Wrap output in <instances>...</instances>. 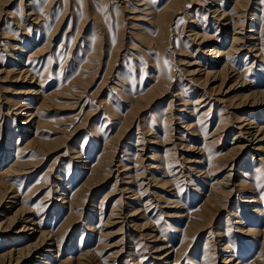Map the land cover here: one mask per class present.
<instances>
[{
    "label": "rangeland",
    "instance_id": "1",
    "mask_svg": "<svg viewBox=\"0 0 264 264\" xmlns=\"http://www.w3.org/2000/svg\"><path fill=\"white\" fill-rule=\"evenodd\" d=\"M238 1L246 5V0H217L218 5L213 0H0V70L15 71L8 79L0 73V181L15 162L38 166L7 179L13 193L6 203L15 202L14 209L3 213V204L0 215L20 218L27 211L44 222L31 238V230L17 235L21 224L0 219V253L24 250L39 231L60 238L62 223L70 218L60 194L88 187L87 175L97 172L85 167L97 168L106 148L113 154L102 167L101 184L92 187L85 214L59 240L62 250L48 252L47 245L31 264L44 263L42 258L49 264H80L87 253L92 254L87 264H105L119 246L122 253L108 263L224 264L218 254L224 241L233 245L231 253L241 264H264V152L255 146L234 151L248 128L264 125V107L258 113L245 107L264 90V0H249L242 9ZM216 9L228 16L219 17ZM239 16L244 29L234 35ZM195 33L222 42L225 52L233 37H248L231 61L252 84L241 88L234 71L225 80V57L219 64ZM18 60L30 72L25 83H17ZM195 70L201 73L190 74ZM205 71L212 72L207 84ZM19 89L25 94H15ZM35 89L40 94L30 95ZM201 94L205 101L196 105ZM19 102L31 107L28 115H36L37 124L22 125ZM249 120L254 124L245 125ZM169 136L175 146L163 148ZM165 149L173 155L171 166ZM216 191L224 198L216 200ZM112 212L119 216L112 222L120 223L107 228ZM126 215L132 217L124 220ZM123 220V231L108 236ZM239 222L260 235L237 233ZM187 230L198 233L190 248L182 243ZM158 245L172 247L167 260H156Z\"/></svg>",
    "mask_w": 264,
    "mask_h": 264
},
{
    "label": "bare ground",
    "instance_id": "2",
    "mask_svg": "<svg viewBox=\"0 0 264 264\" xmlns=\"http://www.w3.org/2000/svg\"><path fill=\"white\" fill-rule=\"evenodd\" d=\"M175 2H177V0H174ZM217 0H213V2L216 4L217 2H216ZM174 2V3H175ZM235 4H237V8H244V7H248V5H249V0H246V5L245 6H241V4L239 3V1L238 2H236ZM216 5H218V4H216ZM236 8V9H237ZM35 12V11H34ZM34 12H32L31 13V16H32V14H34ZM165 12V11H164ZM36 13V12H35ZM163 13V12H162ZM161 13V14H162ZM214 13H216V14H218V16L219 17H226V16H228V15H226L225 14V12L223 11L222 13L220 12V9H216L215 11H214ZM221 13V14H220ZM230 16V15H229ZM232 16V15H231ZM233 17V16H232ZM223 18H221V19H223ZM240 18V16L239 17H237L235 20H237V19H239ZM165 19H166V17L164 16V13L162 14V16H161V22H164L165 21ZM218 22H221L222 20H217ZM233 21V20H232ZM240 21L241 20H237V21H234V25H233V28H234V35H238V34H240V31H239V33L236 31V30H239L240 28H242V26L243 25H240ZM244 21H246V20H244ZM233 23V22H232ZM229 24V23H228ZM227 25V24H226ZM232 25V24H231ZM245 25V24H244ZM224 26V25H223ZM244 27V26H243ZM242 29H244V28H242ZM253 32V31H252ZM251 32V33H252ZM255 32V31H254ZM195 35V37H196V39H198V40H201V43L200 44H203V45H205V44H207L208 46H207V48H208V50L207 51H205V52H207V54H208V52H209V54L211 53V54H214V58L218 61V63L219 64H221L220 62H221V59H223L224 57H225V65L224 64H222V72L221 73H223L224 75H223V78L226 80V79H228L229 80V78H230V73H232L233 71H234V73L237 71V70H234V68L232 67V61H231V59H237L238 58V56H239V54H240V51L242 50V48H243V46H244V43H245V40L248 38V37H244V36H240V37H233V45L232 46H230L229 47V49H227V51L225 52L224 51V48H223V46H224V44L222 43V42H219V41H216V39L214 38L213 40L214 41H212V38L211 37H206L204 34H202V35H199L198 33H195L194 34ZM256 39H258V38H256ZM255 39V40H256ZM225 41V40H224ZM255 46H253V48H252V51H256L255 49ZM17 49H19L18 47L17 48H15L14 50H16L17 51ZM254 49V50H253ZM20 50H21V52H23V53H25L26 51L24 50V49H22V48H20ZM259 51H260V49H259ZM204 52V53H205ZM31 54V53H30ZM35 54L36 53H33V55H30L28 58L30 59V58H32V59H34L35 58ZM262 57H264V56H262ZM32 59H31V61H32ZM19 64L18 65H22V67H20L19 69H18V73L17 74H19L18 75V77L17 76H15V77H17L16 79H17V83H18V81H21V80H24V82L23 83H25V80L29 77V75H30V72H29V70L27 69V67L25 68V66L23 67V64L21 63V62H19V60L17 61ZM215 65V64H214ZM246 66H250V65H247V64H245ZM29 66V65H28ZM24 68H25V70H24ZM198 71V72H197ZM201 70H195V71H193V72H191L190 74H200L201 72H200ZM2 72H4V74L6 75V78L5 79H8L11 75H14L15 74V71H5V70H0V73H2ZM212 73V72H211ZM210 72H206L205 71V73H204V77H205V83L204 84H207V82H209V76H210V74H211ZM218 73H220V72H218ZM216 74V76L218 77V75L219 74ZM237 73V72H236ZM32 75V74H31ZM213 76V75H212ZM35 77V76H34ZM237 79H238V81H239V83H237V84H241L242 83V86H241V88H247L248 86H250L251 84H252V82H249L248 80H247V74L246 73H242V74H239V73H237V77H236ZM3 79V78H2ZM20 79V80H19ZM162 81L163 82H161L162 83V86L163 87H165L164 85H165V83H167L166 82V79L165 78H163L162 79ZM33 85H34V83H32ZM35 86L36 85H34V86H32V89L33 88H35ZM223 88V87H222ZM253 88H255L254 87V85H253ZM37 89V88H36ZM33 90V92L32 93H30V95H38V94H40L39 93V90ZM164 89V88H163ZM222 90V89H221ZM36 91V92H35ZM35 92V93H34ZM256 93V92H255ZM259 93V95L257 94V96H255V97H257L256 98V101H255V103H253V104H248V105H246L245 107H249V108H252V107H256L257 108V113H258V110L259 109H262L263 107H264V90L263 91H260V92H258ZM15 94H25L21 89H19V91L18 92H16ZM26 95H28V94H26ZM176 97L178 96V95H175ZM205 96V94H201V96H200V98H201V100L196 104V105H199V104H201V102H204L205 100H203L202 98ZM251 103V102H250ZM18 105H20V107H19V109H17V116L19 117V118H21V121H22V125H24V126H31V125H35V124H37L36 122H35V117H36V115H28V111L29 110H31V107L28 105V104H24V102H19V104ZM21 116H25V118H22ZM244 121H246V119L245 120H243V122ZM251 124H254V123H252V121H250L249 120V123H246L245 125H251ZM187 126V129L189 130H191V129H194V127H192L190 124H187L186 125ZM2 127V126H1ZM34 127V126H33ZM254 128V129H253ZM245 131V130H244ZM25 132H26V134L25 135H27V134H30V132H31V129H29V128H26V130H25ZM245 136V137H244ZM243 136V141H242V144H237L236 146H235V148H234V151H238V150H240L239 152H243V150H245V149H247V148H249V147H251V146H255V147H258L257 148V150L256 151H260V152H264L263 150V148H264V146H263V144H264V125H262V124H258V125H256V127H250V128H248L246 131H245V135ZM237 138H242L241 136H239V137H237ZM174 137H172V136H169L168 137V139L166 140V142L164 143V146H162L163 148H165L166 146H168V145H170V144H173L172 145V148L175 146L174 145ZM237 140V139H236ZM152 143V142H151ZM158 144V142H153L152 144ZM32 145V143L30 142L29 144H27V146H26V148H28V147H30ZM187 148H190V149H192V150H194L192 147H189V146H186V149ZM40 149H41V147H40ZM166 150V157L167 158H170L169 160H168V164L171 166V165H173L174 164V162H171V160H173L172 159V156L173 155H171V154H168L167 155V151H168V149H165ZM172 150H174V149H172ZM188 150V149H187ZM186 150V151H187ZM8 151V150H7ZM19 151V150H18ZM104 151V155L102 156V157H100L99 158V160H98V162L95 164V166L94 167H97V168H90V166L88 167V166H86L85 167V169L86 170H90V171H93V170H96V174H97V176L96 177H94V176H92V175H87L86 177L88 178V181H87V184H91L90 186L91 187H89V185H88V187L87 186H81V187H74V188H70L69 190H64V191H62L63 193L62 194H60L61 196H63L62 198H63V201H62V204L63 205H66L67 207V214H68V216H70V218H67L66 220H64V222L62 223V225L64 226L63 227V229H62V231L61 232H63L62 234H61V237L60 238H55V236H52V235H50V234H48V233H45V232H42V231H39L41 234L39 235V237H35V243H30L28 246H26L25 248H24V250H15V249H13L12 251H8V252H6L5 251V253H0V264H31V261L33 260V261H35V259H37L38 258V256L39 255H44L43 254V252H44V247L45 246H49L51 249V251H49L48 250V252H52L53 251V249H56L57 248V250L58 251H61L62 249H60V246H61V244H58V242H59V240H61V241H63V239H65L66 238V235L67 234H69V233H71V231H72V227L73 226H75V223H76V220H75V218H77V217H82L84 214H85V210H86V208L88 207V202H89V200H90V198L92 197V194H93V191H92V189H94V188H92V187H94V186H100V182H98L97 180H98V178L101 176V172H102V167H104V166H106V165H109V161H107V157H111V155L113 154L111 151H109L108 149H104L103 150ZM189 151V150H188ZM200 151H202V150H200ZM233 151V152H234ZM22 152V151H21ZM17 154H20L19 152L17 153ZM39 154V153H38ZM237 154H240V153H237ZM236 157V156H235ZM76 158H80V157H76ZM234 159V158H233ZM114 161V160H113ZM169 162H171V163H169ZM188 163V162H187ZM90 165H92V164H90ZM40 166V165H39ZM38 167V166H37ZM35 165H33V166H28V165H18V164H16V162L14 163V164H12L11 166H9L8 168H7V170L5 171V173H4V176L2 177V181H0V209H2L1 207H3L4 205L3 204H7V206H6V209L4 210V212L3 213H10V212H13V210L11 211V209L13 208L12 207V205L15 203H13L12 204V202H9V203H6L7 202V199H9V195L10 194H12L13 193V191L11 190V188H9V186H7V179L8 178H14V177H16V176H21L23 173H30L29 171L28 172H26V171H22L21 169L22 168H25V169H28V168H37ZM127 168H126V170L125 171H131L132 170V168L131 167H128V166H126ZM33 171V170H32ZM231 175H228L227 177V181H228V179L230 180V177ZM63 178V177H62ZM140 177L137 175V177H136V179L138 180ZM59 181H61V182H66L65 180H63V179H59ZM231 181V180H230ZM229 182V181H228ZM223 185H229L228 183L227 184H223ZM129 192V191H128ZM133 192H135V191H133ZM223 192L222 191H216V192H214V194L216 195V200L218 199V198H224V195L222 194ZM135 194H136V192H135ZM11 198V197H10ZM213 200V199H212ZM249 203H254L255 202V200L253 199H249V200H247ZM103 202H104V200H103ZM218 202V201H217ZM9 204V205H8ZM210 205H213V204H210ZM224 205V204H223ZM222 205V206H223ZM122 207V206H121ZM123 208V207H122ZM14 209V208H13ZM206 209V211L205 212H203V213H201V215H203L204 217H205V215L204 214H208V210H209V208H205ZM99 211L97 212L98 213V215H100V217H102V212L101 211H103L104 209L103 208H99L98 209ZM114 210H116V209H114ZM48 211V210H47ZM117 211V210H116ZM121 211H122V209H121ZM259 212V211H258ZM257 212V213H258ZM263 214L264 215V211H261L260 212V214ZM121 214H124L123 212H121ZM206 214V215H207ZM6 215V214H5ZM5 215H0V219H2V218H7V219H9L11 222L10 223H12V224H21L22 225V227L18 230V232L16 233L17 235H19V234H23V231H29V230H31L30 232L31 233H29L28 235H29V237H31V238H33V236L32 235H37V233H36V231L37 230H35L36 228H40L41 227V223H42V221H39L38 220V222L36 221V220H33V219H31L32 217L30 216V213L29 212H27V211H24V213H23V215L20 217V218H18L17 216H16V213H13L12 214V216L11 217H7V216H5ZM111 216L108 218V220L106 221V223H105V225L104 226H106L107 228H109V227H114V226H117L118 225V223H120V221H118V222H112V219H118L119 218V216H114V215H116L115 214V212L113 213H111L110 214ZM129 217H132V216H125L124 217V220L125 219H127V218H129ZM74 218V219H73ZM91 218V217H90ZM90 218H89V223H88V227H89V230L90 231H93L94 230V228H93V225L90 223ZM82 219V218H81ZM87 219V218H86ZM79 220V219H78ZM77 220V221H78ZM101 220V219H100ZM124 220L122 221V223H121V225L119 226V228H118V231H115V232H112V230H111V232H109V233H107V235L108 236H114V235H119V233H121L122 231H123V226H124ZM44 223V222H43ZM42 223V224H43ZM238 225H240V227H242V228H240L238 231H237V233H239V234H241V235H246V234H252V235H255V236H259L260 235V233L257 231V229H252V228H250L249 226H245V224H243V222H239V223H237ZM1 225L2 224H0V229L2 228L1 227ZM30 225V226H29ZM12 226V225H11ZM28 226V227H27ZM29 227H31V228H29ZM195 228V227H194ZM26 229V230H25ZM111 229V228H110ZM191 229V228H190ZM199 229L201 230V228H200V226H199ZM4 230H6V229H4ZM204 230V229H203ZM203 230H201V231H203ZM0 231H3V229L2 230H0ZM199 231V230H198ZM175 232H182L181 230H179V229H176L175 230ZM185 232V231H184ZM196 234H198L197 232L196 233H193V232H189V230H187L186 231V233H185V237H184V240L182 241V243H183V245H184V247L186 246V248H190L191 247V242L194 240V237L196 236ZM63 237H65V238H63ZM158 237V236H157ZM246 237V236H245ZM63 238V239H62ZM187 239H189V242L187 241ZM213 239V237H211V239H208L206 242V247H205V249L206 248H208V247H210L211 246V242H213V241H211ZM228 239V238H227ZM229 240V239H228ZM121 241H124V237L121 239ZM157 241H160V240H155V242H157ZM60 243V242H59ZM119 245H121V244H119ZM118 245V246H119ZM157 245V244H156ZM114 246H116V245H114ZM119 247H121V249L118 251V252H116L113 256H111V257H109V259H108V261L107 262H104L105 264H110V263H108V262H110V261H115L118 257H119V254L120 253H122V251H123V248L124 247H122V246H119ZM114 248V247H113ZM172 247L170 246V245H167V247L165 246H161V245H158V246H156V247H154V249H155V253H160L161 255H159L157 258H156V260H158V261H160V260H167V257L171 254V252L172 251H170V252H167V250H170ZM232 248H233V245L231 244V243H229L228 241H224V242H222V247L218 250V254H219V256H224V264H241V262H240V260H241V258L238 256V257H236L237 255V253L235 252L234 254L233 253H231V250H232ZM47 251V250H46ZM206 251V250H205ZM204 251V259L206 258L207 260L209 259L208 257H210L209 255H208V252L206 251L205 252ZM263 251H264V249H263ZM47 253V252H46ZM163 253V254H162ZM222 254V255H221ZM86 255V254H85ZM84 255V257L82 258V259H84V260H81L80 261V264H87L86 262H88L91 258H92V254L91 253H87V255L85 256ZM40 256V257H41ZM180 256V255H179ZM39 257V258H40ZM43 257V256H42ZM38 258V259H39ZM169 258V257H168ZM43 259V261H44V263H42V264H49L47 261H46V259L45 258H42ZM92 260V259H91ZM83 261V262H82ZM113 262H111V263H113ZM194 263L195 264H198L199 262L198 261H194Z\"/></svg>",
    "mask_w": 264,
    "mask_h": 264
},
{
    "label": "snow or ice",
    "instance_id": "3",
    "mask_svg": "<svg viewBox=\"0 0 264 264\" xmlns=\"http://www.w3.org/2000/svg\"><path fill=\"white\" fill-rule=\"evenodd\" d=\"M18 2H19V0H18ZM189 7H191V5H189ZM179 19V22L180 23H183V20L181 19V18H178ZM165 64H168L169 63V61H167V60H165V62H164Z\"/></svg>",
    "mask_w": 264,
    "mask_h": 264
}]
</instances>
